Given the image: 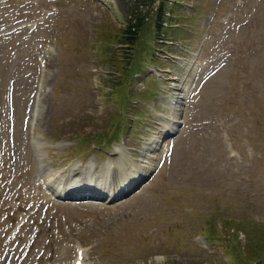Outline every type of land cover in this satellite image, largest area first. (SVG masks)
I'll use <instances>...</instances> for the list:
<instances>
[{
  "label": "rangeland",
  "instance_id": "rangeland-1",
  "mask_svg": "<svg viewBox=\"0 0 264 264\" xmlns=\"http://www.w3.org/2000/svg\"><path fill=\"white\" fill-rule=\"evenodd\" d=\"M104 1L107 6H98L91 0H85L84 8H77L73 3L63 9L61 16L63 27L60 34L69 39L70 47L60 44L55 47L57 55L50 58L48 79H45V82L50 80L46 87L45 101L48 108L47 116L51 117L47 121L46 130L54 138L70 139L92 129L102 132L114 125L117 119L114 114L116 107L111 103L117 102V96H107L106 91H109V87L104 85V81L111 79L107 74L111 69L94 64L97 58L96 53L93 54L95 48L91 49L86 40L92 38L99 46L97 38H100L97 35L101 32L100 26L106 24L104 22L115 27L125 26L129 8L134 0ZM185 1L192 4L193 8L175 11L191 21L190 23L194 25L192 33L171 34L173 37L190 39L196 44L198 41L195 42L196 39L206 32L211 33L207 31L211 22L216 32L210 35L203 59L213 60L215 66L222 70L218 76H211L197 84L192 100L184 106L185 119L194 122L213 113V109L222 101V97L217 101L219 96H223L225 92L227 68L224 62L231 53L227 48L228 43H246L248 52L243 60L248 68V75L245 80L252 95L248 98L244 95L239 97L238 105L253 107L254 97L257 95V109L254 114L244 113L243 116L235 117L233 123L240 121L238 126L241 128L236 131L242 141L239 142L237 150L244 152V157L241 158L246 160L243 169L248 171L245 174L247 182L242 183L233 175L232 179L227 175H217L216 170L208 165L213 153L211 149L206 145L204 150H198L197 147L203 143L197 142L188 131H184L171 144L170 160L165 163L151 185L140 194L120 202L101 214L97 213V207H90L88 213L94 212L96 218L95 236L109 230L101 244L103 250L100 251L121 253L126 257L132 255L133 261L130 264H137V260L142 261V264H222L219 257L210 256V249H196L191 244L190 236L208 222H214L213 230L219 228L221 222L223 230L234 239L242 256L247 253L254 256L253 264H264V130L261 132L264 128V0H241L242 3L239 4L240 7L246 5L247 10L251 11L249 29L253 30V34L249 39L244 37L242 26L236 25L228 34L223 33V28L215 27L219 24L217 19L232 6L231 0ZM243 10L247 11L245 8ZM235 18L240 19L238 16ZM148 25L149 27L152 25L151 20L148 21ZM42 33L47 36L52 34L51 31L45 30H42ZM25 47L26 45L20 46L14 51L6 47V43L0 42V116H3L0 117L1 125L11 108L15 109V128L0 133V137L6 136L4 140L6 139L5 146L8 147L9 153L7 159L12 162L11 171L15 173L16 179L28 185L27 181L32 182L33 177L29 159L30 145L29 142L26 144V121L31 100L21 88H34L36 75L30 74L34 66L27 63L25 57L29 53ZM60 48H64V51L62 57L58 58ZM203 64L207 62L203 61ZM168 66L174 72L177 84L182 85L185 82L182 71ZM52 79L57 90L49 96ZM139 88L140 83H136L132 86V91H138ZM139 108L143 114L148 113L144 102L140 103ZM7 110L9 111L6 112ZM89 122L96 126L90 128ZM235 140L233 139V143ZM256 151L261 153L260 157L256 156ZM76 152L78 155H91L86 147H79ZM243 175H239V178ZM252 181L254 184H251ZM177 196H181L182 200L180 201ZM84 208L81 206L75 207V211L72 208L64 210L60 205L54 206L49 203L45 222L42 223L44 225H41L39 230V234L44 232L47 238L42 239L41 243L54 242L56 235L68 227L72 228L70 226L73 220L84 214ZM128 221H134L136 225H148L147 230L165 226L161 233L163 241L127 243L121 237H117V234L119 227ZM1 239L2 236L0 264H25L26 244L23 239L19 237L20 242L16 250L8 256L5 254ZM39 240L37 236L36 243ZM136 250L141 251L140 257L134 254ZM109 264L126 263L111 258Z\"/></svg>",
  "mask_w": 264,
  "mask_h": 264
},
{
  "label": "trees",
  "instance_id": "trees-1",
  "mask_svg": "<svg viewBox=\"0 0 264 264\" xmlns=\"http://www.w3.org/2000/svg\"><path fill=\"white\" fill-rule=\"evenodd\" d=\"M161 16V13L159 14ZM143 24V19H137L135 20L131 19L128 21V28L124 31V40H127L129 43H132L135 39L137 33L140 30V27Z\"/></svg>",
  "mask_w": 264,
  "mask_h": 264
}]
</instances>
